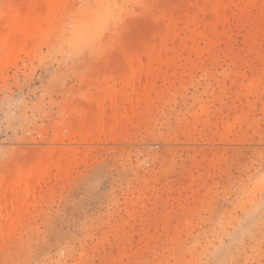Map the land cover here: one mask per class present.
I'll use <instances>...</instances> for the list:
<instances>
[{
	"label": "rangeland",
	"instance_id": "rangeland-1",
	"mask_svg": "<svg viewBox=\"0 0 264 264\" xmlns=\"http://www.w3.org/2000/svg\"><path fill=\"white\" fill-rule=\"evenodd\" d=\"M109 1L66 0L29 57L0 73V170L53 146L80 157L64 176L54 170L1 234L0 264H264V0L229 2L213 27L199 0ZM162 13L163 24L181 20L175 50L148 66L135 118L92 141L50 143L64 124L111 115L122 31L141 35L128 67L146 80ZM191 20L197 51L178 46ZM99 85L112 90L104 105L79 114ZM11 178L0 173V183Z\"/></svg>",
	"mask_w": 264,
	"mask_h": 264
},
{
	"label": "bare ground",
	"instance_id": "bare-ground-1",
	"mask_svg": "<svg viewBox=\"0 0 264 264\" xmlns=\"http://www.w3.org/2000/svg\"><path fill=\"white\" fill-rule=\"evenodd\" d=\"M124 2L125 0H112L108 2L107 6L108 9H112L114 7H119L124 4ZM199 2L205 5V19H212L211 21L213 22L216 19L219 22L223 18L224 11L229 2L231 3L233 0H199ZM65 3L66 0H0V73L8 66L13 67L14 64L17 63V60L19 61L21 55L29 57L34 51V40L51 31L54 23L58 19L56 18V13H59ZM164 15L166 14L162 13V15H159L157 19L151 22V24L153 23L158 29L159 27L162 28V30L165 31L164 34L163 32L159 33V31H161L160 29L159 31H154L150 41L147 43L145 42L147 47L152 50V54L147 58L142 68L143 71H149L146 80L143 82L134 81L135 76H137V70L135 71L132 69L133 66L132 68L128 67L132 62L138 59L139 54V51L130 50L129 47H131L132 44L136 45L139 40L137 38L141 37V35L137 32L128 38L122 31L118 36V45H121L122 43L120 44V42H123V40L125 41L121 52L120 61L122 62L120 66H117L118 68L116 67V71H113L112 68L109 67V71L101 75V79L104 81L108 79L106 75L115 74L118 76L117 78L120 79L119 82H121L118 95H116L115 98L107 96V100L110 103L109 105L112 107V110H110L111 115L109 116V113L103 115L100 113L98 117L100 119H96L97 121L93 120L94 118L92 115L95 113V110L104 105L105 93L112 92L111 88H104L99 85L96 88L98 89L97 92H87L83 94L85 95V101L80 102L76 109L79 114H88V112L92 111V117H90L88 121L79 119L75 124L68 123L64 124L61 128L58 127L50 143L56 145L65 140H67L68 143L92 141L100 135V132L102 133L104 130L113 132L116 125L119 123L121 124L123 121H128L129 119L133 120L135 118L134 115L129 117L127 115L129 112L133 113L134 109L139 105L138 103L144 101L146 97L154 73L152 70H149L148 66L152 62L157 61L162 53L175 50V47L172 46V44L168 46V43H172L176 40L174 30L180 27L181 20L178 18L179 16L168 17L167 23H165V29L162 27V25H165L163 24L165 21L163 19ZM209 20H207V22ZM213 22L210 24L208 23L207 27L215 26L214 24H216V22ZM188 23L189 21L183 20V27L187 26ZM190 23H194V20H191ZM198 28L196 23H194V28L191 30L187 28L189 29L187 30L189 31V35H187L188 37L185 39L178 40L180 42L178 45L179 48H189L197 51L195 37L201 34V30L199 32ZM133 38L135 39L133 40ZM100 44L101 43L97 45ZM212 45L211 41H207L204 44V49H209ZM144 46H141V48H144ZM90 67L94 68L93 62L90 63ZM89 82L92 83L93 81L91 80ZM127 86L131 88V92L127 91ZM36 153L37 152H34L33 154ZM37 155L35 156V161H31L28 157L30 153L28 156L25 155L21 158L16 157V160L14 159L15 164L11 166L10 169L0 170V173L5 172L12 177L11 181L0 183V220L2 218L5 219V224L0 225V236L2 233L9 232V229L16 226V221L19 220L22 213H26L29 210L32 199L39 195V189L43 187L54 170L56 176H64L67 171L74 166L73 164L76 165L78 163L79 157L78 152L73 149L62 150L55 146L46 148L41 152L40 156L37 157Z\"/></svg>",
	"mask_w": 264,
	"mask_h": 264
}]
</instances>
